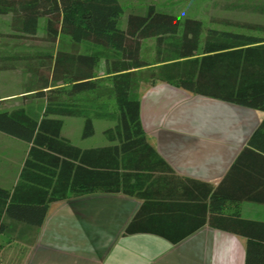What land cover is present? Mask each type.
I'll list each match as a JSON object with an SVG mask.
<instances>
[{"label": "trees", "instance_id": "obj_1", "mask_svg": "<svg viewBox=\"0 0 264 264\" xmlns=\"http://www.w3.org/2000/svg\"><path fill=\"white\" fill-rule=\"evenodd\" d=\"M8 14L17 35L35 36L42 19L49 42L67 39L73 46L86 43L101 50H59L46 56L49 64L43 72H33L35 87L22 96L43 101L39 114L30 111L26 101L0 109V132L30 145L15 186L9 191L0 188V234L6 230L4 219L40 227L53 202L97 192L122 193L143 201L124 235L153 233L178 243L184 235L174 237L169 229L143 226L147 206L155 205L167 215L175 212L187 184H200L203 201L210 195L246 199L226 187L232 170L217 187L174 174L146 141L138 89L141 82L160 81L264 113L263 37L204 30L201 20L180 19L154 5L143 13H129L121 28L124 11L119 0H0V16ZM256 29L264 32L262 26ZM151 39L155 50L150 64L142 58V49L143 41ZM101 60L107 86L95 75ZM141 68L148 76L135 71ZM90 94L94 104H86ZM110 100L115 104L112 112L105 105ZM62 117L85 119L82 138L94 134L93 119L114 120L115 126L104 132L112 145L88 150L73 146L61 136ZM249 146L264 152V119ZM208 223L246 235L245 264H264V236L251 231L255 226L264 232V223L224 216H210ZM253 239L263 243L253 245Z\"/></svg>", "mask_w": 264, "mask_h": 264}, {"label": "crops", "instance_id": "obj_2", "mask_svg": "<svg viewBox=\"0 0 264 264\" xmlns=\"http://www.w3.org/2000/svg\"><path fill=\"white\" fill-rule=\"evenodd\" d=\"M103 64L105 70L104 60ZM138 99L146 141L175 175L217 187L232 170L226 187L246 199L210 195L203 201L200 184H187L175 212L167 215L155 205L147 206L143 226L169 229L174 237L184 235L178 243H171L153 233L124 235L142 207L138 198L100 192L68 197L49 205L40 227L4 219L14 229L9 232L6 226L3 234H12L14 244L7 248L0 244V264H245L248 237L215 229L208 218L264 223V152L249 146L264 113L160 81L141 82ZM77 118L82 117H62V130L67 121ZM62 130L61 136L71 143ZM2 134L6 135L0 132V139ZM29 148L26 143L19 173ZM256 229L251 231L264 236ZM253 240V245L263 243Z\"/></svg>", "mask_w": 264, "mask_h": 264}, {"label": "rangeland", "instance_id": "obj_3", "mask_svg": "<svg viewBox=\"0 0 264 264\" xmlns=\"http://www.w3.org/2000/svg\"><path fill=\"white\" fill-rule=\"evenodd\" d=\"M119 2L124 11L120 22L121 28H124L129 13H143L148 6L154 5L157 9L180 19H199L203 22L204 30L232 31L264 38V32L256 29L259 26L264 27V0H119ZM11 23L10 14L0 16V96L2 99L0 109L18 106L26 101L31 104L30 111L39 114L44 105L43 101L22 96L27 88L35 87L36 77L33 72H43L44 65L49 64L46 56H54L59 50L88 53L101 49L86 43L73 46L67 39L49 42L44 34L42 19L38 23L35 36L17 35L18 33L12 31ZM154 43V39L143 41L142 58L150 64L154 60ZM104 72V64L101 60L95 75L102 81V86H107L110 81ZM140 72H144L142 73L144 76H148L149 73L144 70ZM93 100L94 96L88 95L86 104H94ZM103 101L105 102L106 99ZM105 105L108 112L115 111L113 100ZM70 120L63 127L62 133L69 137L73 145L80 147L107 145L103 131L115 125V121L111 119H93L94 136L84 141L82 140L83 118ZM25 151L26 143L1 135L0 188L9 191L13 187L25 157ZM6 226L10 232V225ZM8 231L0 236V244L6 248L14 244L12 234ZM15 234L13 233V236Z\"/></svg>", "mask_w": 264, "mask_h": 264}]
</instances>
